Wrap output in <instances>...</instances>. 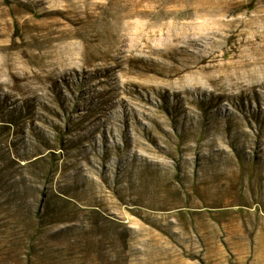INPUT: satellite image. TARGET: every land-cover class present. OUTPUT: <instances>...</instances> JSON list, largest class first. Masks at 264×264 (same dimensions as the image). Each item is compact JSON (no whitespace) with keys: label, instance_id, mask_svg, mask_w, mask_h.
Wrapping results in <instances>:
<instances>
[{"label":"rangeland","instance_id":"rangeland-1","mask_svg":"<svg viewBox=\"0 0 264 264\" xmlns=\"http://www.w3.org/2000/svg\"><path fill=\"white\" fill-rule=\"evenodd\" d=\"M0 264H264V0H0Z\"/></svg>","mask_w":264,"mask_h":264}]
</instances>
